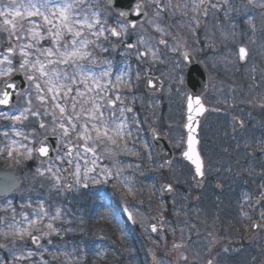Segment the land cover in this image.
Instances as JSON below:
<instances>
[{"label":"flooded vegetation","instance_id":"1","mask_svg":"<svg viewBox=\"0 0 264 264\" xmlns=\"http://www.w3.org/2000/svg\"><path fill=\"white\" fill-rule=\"evenodd\" d=\"M207 2L168 0L156 6L157 45L160 49L159 70L156 72L146 65V52L135 50L140 38L111 27L120 34L116 38L110 37L113 44L105 40L104 45L111 48L109 56L119 66H115L110 77L105 78L109 82L103 83L111 88L113 102L109 106L115 113H106L105 119L126 121L140 136H149L147 145L151 149V159L142 164L145 177L139 174L136 178L142 184L143 196L140 203L127 201L126 207L118 213L115 211L118 207L115 194L111 196L108 191L109 196L107 190L90 185L81 187L78 190L82 195L80 200L68 205V199L77 189L75 179L72 191H67V197L60 202H57L58 194L52 192V199L57 201H53L50 207L53 212L57 207L60 209L64 222L59 227L65 231L62 243L52 240L55 242L53 247L58 250L60 247L54 254H64L51 260L52 264H148V260L138 258L133 262L131 246L134 239L141 242L149 259L151 254L156 256L157 264H264V0ZM74 6L68 2L66 9L62 2L48 8L44 5L46 14L41 11L35 19L19 25L12 41L14 57L24 41L33 56L40 53L39 49L46 50L42 54L47 52L50 60L43 63L47 74L45 95L52 108L48 114L60 113L63 127H67L65 123L70 116L79 120L83 115L76 116L77 112L86 109L84 80L80 81L81 74L70 73L67 63L62 61L77 53L76 46L73 54L68 51L70 37L74 35L69 34V28L73 26L76 32H81L83 23L78 20L86 18L84 23H89L99 14L100 3L92 14L88 10L90 5L77 3V7ZM2 9L7 10L8 5ZM145 10L148 19L146 6ZM48 13L52 18L43 17L42 14L49 17ZM144 23L137 28L143 27ZM56 27H60L59 36ZM1 31L0 54L7 56L11 40L6 38L5 29ZM143 37L147 39V35ZM5 40L6 45L3 44ZM188 57L194 59L206 79V92L202 98L205 111L198 131L199 157L195 156L192 163L183 160L187 135L186 84L191 73ZM52 58H59L61 64L60 60L56 64ZM20 72L18 69L16 74ZM22 73L29 84L30 77ZM150 76L163 82L158 91L146 89ZM195 78L201 79V76ZM116 80H119L118 88L114 84ZM29 88L11 107H0V117L12 111L20 101L31 103L21 97ZM125 101L129 102L126 107L125 103L122 104ZM18 115L16 112L13 118ZM31 120L20 126V133L40 128ZM17 128L16 124L0 118V134L7 133L10 137V134L17 133ZM63 133L61 139L65 138ZM153 135L166 142V148L160 144L162 162L152 144ZM5 140L2 138L0 143ZM67 148L64 149L65 156ZM73 149L75 162L72 164L75 165L77 151ZM82 151L92 154L86 148ZM162 153L170 155L168 159L172 160L168 169L164 166ZM48 164L37 161L28 163L25 169L0 168V173L13 174L20 187V178L32 181L37 166L43 168ZM72 171L74 176L73 168ZM157 184L159 187L171 185L174 194L164 198ZM155 188L159 189L158 195ZM165 208L169 209L167 214L163 212ZM153 210L164 216L165 228L156 234L148 226L149 213ZM124 211L131 214L133 225L124 219ZM168 214L180 219L178 224L182 226L181 231L176 230L172 235L173 238L166 237ZM181 234L185 235L183 240L174 243L168 251L164 247L165 241L176 240ZM40 245V242L33 243L35 248Z\"/></svg>","mask_w":264,"mask_h":264},{"label":"rangeland","instance_id":"2","mask_svg":"<svg viewBox=\"0 0 264 264\" xmlns=\"http://www.w3.org/2000/svg\"><path fill=\"white\" fill-rule=\"evenodd\" d=\"M141 1L149 11V18L143 27H138L132 32L118 17L106 11L103 6H98L97 0H0V35L2 34L1 29H5L6 38L11 41L14 40L19 25L35 19V15L41 11L46 14L47 10L45 8L53 4L62 2L65 9L67 2L74 4V7H77V3L90 5L88 9L90 14H92V10L93 13L96 11L97 6L99 9V14L95 15L89 23H84L86 18L78 20L83 23L81 32L84 34L76 32L77 29L73 26H71L73 29L69 28V34L74 35L70 37L69 42L71 44L68 51L73 54V48L76 46L77 53L75 52L74 57L77 58L69 55L67 59L64 58L66 61L64 59L62 61L67 63L69 70L74 66L75 73L84 75L83 92L85 94L86 109L85 112L84 110L83 112L79 111V113L76 111V116L80 113L83 115L79 120L70 116V120L65 123L67 127H63L64 120H61L60 113L56 115L48 114L52 108H50L51 106L45 95L47 74L43 63H49L50 60V57L46 55L47 52H45V55L42 54V51L46 50L39 49L38 52L40 53H34L33 56L28 52L26 41H24L17 49L15 57L0 55V87L18 69H21L25 74L28 72L30 77L28 87L30 88L21 97H26L31 102L20 101L12 111L0 117L5 122L19 126L16 129L18 136L17 133L10 134V137H7V133L0 134V142L2 138L3 140L8 138L0 144V168L10 169L11 171L22 167L25 169V165L28 163L38 161L35 158V149L43 138L55 137L56 134L61 138L63 131V135H65V138L61 139L62 150L58 152L56 159L46 167L37 166L32 181L20 178L21 184L16 194L8 199L0 200V264H16L19 262L25 264H52L51 260L64 256V254H54L60 250V247L58 250L52 245L55 243L52 241L53 239L62 243L65 238V231L59 227L63 225L64 219L58 207L54 212L50 207L48 201L51 196L47 197L46 193L41 194L43 191L57 193L59 202L67 197L62 187L68 166L73 168L74 179L77 184L76 191L68 199V205L79 201L82 195L79 194L78 190L89 185L100 190H107L109 196L110 193H112L111 196L115 194L118 201L116 212L126 207L129 200L140 203L141 199L137 187H141L142 184L136 178L139 177V174L144 176L142 164L151 159V149L147 145L149 136L147 134L140 136V133L130 128L126 121L113 122L105 119L106 113L111 115L114 112L109 106L113 102L112 96H110L111 88L103 83L109 82V79L105 78L110 77L109 74L113 71L114 66H119L109 56L111 48L104 45L105 40L110 41L111 39V27H117L124 34H130L136 39L140 38L136 42L135 50L145 51L146 65L153 72L159 70L158 52L160 53V49L157 45L159 30H157L158 10L156 6L168 0ZM191 1L201 3L202 0ZM211 1L221 3L232 2L233 0ZM6 5H8V9L5 12L2 7ZM53 8L55 9L56 6H53ZM42 15L44 18H52L50 13H48L49 17ZM106 18L108 20H105ZM113 24L116 25L112 26ZM56 29H58L56 35L59 36L60 27H56ZM90 35H93L95 39L93 40V36L90 38ZM145 35H147L146 40L143 37ZM58 38L60 40V37ZM108 43L113 44V41ZM3 44L6 45V40ZM25 48H27L26 51ZM52 59L56 64L60 60L59 58ZM114 84L118 88L119 80H116ZM97 94L98 98H96ZM124 103L126 104L124 107H126L129 102L125 101L122 104ZM99 110L101 112L98 114ZM122 111L125 113V108ZM16 112H19V115L13 118ZM31 119L40 125V128L36 127L30 129L29 132L20 133V126L24 122L32 121ZM69 145H72L77 151L75 165L71 164L64 154V149ZM82 148L92 150V154L82 151ZM105 170H109L112 174V181L106 178ZM155 170L160 171L159 168H155ZM155 189L158 190V195L159 189ZM105 197L109 199L108 196ZM173 203L172 200L171 204ZM168 211L169 209L165 208L163 212L167 214ZM168 216L166 237L171 236L173 238L172 235L176 233V230L181 231L182 226L178 224L180 219L175 215L168 214ZM140 220L142 221L141 218ZM183 237L185 235L181 234L177 235L176 240H166L164 247L168 251L171 250L173 244L183 240ZM34 239L40 240L41 245L39 248L33 246Z\"/></svg>","mask_w":264,"mask_h":264},{"label":"water","instance_id":"3","mask_svg":"<svg viewBox=\"0 0 264 264\" xmlns=\"http://www.w3.org/2000/svg\"><path fill=\"white\" fill-rule=\"evenodd\" d=\"M105 4L111 7L115 12H117L120 16L125 18L131 27H134L138 22L145 19V13L143 10V6L137 2V0H102ZM203 76L200 71L193 67L191 69L190 80L188 83V91H189V99H188V122L186 125L187 131V145L190 150L193 148V143L195 140H198V123L201 118V95L203 93V89L200 85L201 79H196L195 76ZM204 80V78H203ZM160 82L156 78H149L148 85L146 89L148 91H158L160 89ZM203 82V81H202ZM24 87V83L20 78L11 80L7 82L3 89L0 91V106L10 107L12 103L15 101L16 95L22 91ZM199 93H201L199 95ZM190 111V112H189ZM196 114V116L194 115ZM193 117V119H192ZM196 119V121L194 120ZM155 145L158 140H154ZM58 150V139L49 138L44 140L38 150L37 156L41 163L45 164L47 161L52 160L55 157V151ZM71 156V150L69 151ZM187 160L190 161L191 158L189 155L187 156ZM68 179L69 183L66 185L68 190L72 189L73 183L70 178V171H68ZM18 187V182L16 178L11 174L0 173V198L7 197L12 195ZM162 192L164 195L168 196L171 194L172 189L169 187H163ZM162 216L157 212H152L150 214V222L149 227L151 228L153 233H157L158 230L161 229ZM128 220L130 218L128 217ZM153 262H155V258L152 257Z\"/></svg>","mask_w":264,"mask_h":264},{"label":"trees","instance_id":"4","mask_svg":"<svg viewBox=\"0 0 264 264\" xmlns=\"http://www.w3.org/2000/svg\"><path fill=\"white\" fill-rule=\"evenodd\" d=\"M133 254H134V260L136 258H138L139 260L142 258V255L141 256H138L142 251L141 249H139V245H141V242L137 241V240H134L133 241ZM136 252L138 253V255L136 254Z\"/></svg>","mask_w":264,"mask_h":264}]
</instances>
